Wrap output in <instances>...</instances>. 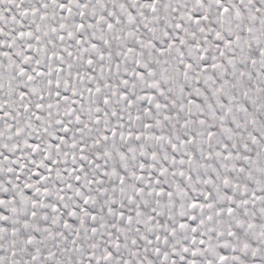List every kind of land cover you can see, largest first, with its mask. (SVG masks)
Here are the masks:
<instances>
[{"label": "snow or ice", "instance_id": "snow-or-ice-1", "mask_svg": "<svg viewBox=\"0 0 264 264\" xmlns=\"http://www.w3.org/2000/svg\"><path fill=\"white\" fill-rule=\"evenodd\" d=\"M0 264H264V0H0Z\"/></svg>", "mask_w": 264, "mask_h": 264}]
</instances>
